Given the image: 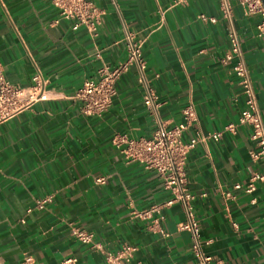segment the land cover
<instances>
[{
    "label": "crops",
    "instance_id": "1",
    "mask_svg": "<svg viewBox=\"0 0 264 264\" xmlns=\"http://www.w3.org/2000/svg\"><path fill=\"white\" fill-rule=\"evenodd\" d=\"M174 1L97 0L101 24L92 35L85 26L72 29L49 0H0V74L26 88L37 68L46 95L0 118V264H21L26 255L35 264L69 257L106 264L105 253L123 244L135 247L128 264L195 263L191 236L179 229L185 219L179 203L155 224L133 216L170 197L155 170L128 160L112 141L121 134L149 138L155 129L136 70L119 76L100 116L83 115L74 98L102 65L125 59V29L140 43L165 126L182 122L186 104L194 107L182 140L198 137L185 169L204 253L222 264H264V181L251 192L233 188L260 164L250 157L251 127L238 122L244 107L233 72L238 56L226 59L233 31L264 125L260 16L246 14L237 0H229L228 18L220 0ZM45 196L51 200L38 209L35 200ZM72 227L91 232L92 241L76 239Z\"/></svg>",
    "mask_w": 264,
    "mask_h": 264
},
{
    "label": "built area",
    "instance_id": "2",
    "mask_svg": "<svg viewBox=\"0 0 264 264\" xmlns=\"http://www.w3.org/2000/svg\"><path fill=\"white\" fill-rule=\"evenodd\" d=\"M59 11L60 16L72 22V29L85 26L92 34H97V27L101 24V10L95 4L97 0H49ZM246 14H257L260 20L257 24L258 35L264 38V0H237ZM186 0H175L174 5H183ZM219 7L225 17L230 16L229 0H220ZM213 21V19L211 18ZM127 55L124 60L114 67L102 65L97 71V77L84 80L74 94V98L81 101L80 110L83 115L100 116L111 104L116 93L115 82L121 74L134 68L137 79L144 88L143 102L150 110L156 121L155 129L149 138H132L126 134L116 135L113 143L121 148L124 156L131 161H137L145 168L155 170L162 179L163 186L170 192V197L160 203H154L147 208L133 211V216L148 218L153 224L163 217V210L174 203H179L184 211L185 219L179 224V229L186 230L191 236V251L195 256L194 264H222L220 260L204 253L200 239V227L192 212L193 195L186 187V158L197 140V135L192 136L188 142H183L182 133L195 119V110L191 103L182 108V122L165 126L158 115V103L146 75V64L142 56L140 43L127 29L124 31ZM231 53L226 55L238 56L233 64V72L238 78L244 95V107L238 117L239 124L251 127L250 139L254 142V149L250 152L252 160L258 161L260 169L255 171L245 184L235 183L234 189H243L251 192L255 189V182L264 181V125L256 105V98L250 83L245 63L240 57V47L236 34H229ZM45 80L36 68L32 75V83L26 88L9 83L0 74V118L25 107L35 100L46 98L44 93ZM233 124H228L225 129L233 130ZM220 133L212 134L217 139ZM97 181L102 182L99 178ZM51 200L50 196L35 200V206L43 209ZM71 234L83 243H90L93 234L78 227H72ZM135 247L123 244L115 252H106V264H128L133 256ZM21 264H35L30 255L24 256ZM63 264H76V258H65Z\"/></svg>",
    "mask_w": 264,
    "mask_h": 264
}]
</instances>
